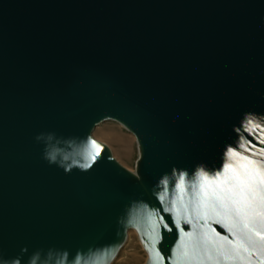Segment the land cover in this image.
Masks as SVG:
<instances>
[{
  "label": "water",
  "instance_id": "obj_1",
  "mask_svg": "<svg viewBox=\"0 0 264 264\" xmlns=\"http://www.w3.org/2000/svg\"><path fill=\"white\" fill-rule=\"evenodd\" d=\"M240 157L264 170V0H0V264H112L130 231L144 264H264L259 205L242 229L202 187Z\"/></svg>",
  "mask_w": 264,
  "mask_h": 264
},
{
  "label": "snow or ice",
  "instance_id": "obj_2",
  "mask_svg": "<svg viewBox=\"0 0 264 264\" xmlns=\"http://www.w3.org/2000/svg\"><path fill=\"white\" fill-rule=\"evenodd\" d=\"M93 147L96 149V155H99V145L93 142ZM228 154L230 156H237L238 153L229 149ZM95 159V155L93 156ZM241 160H247L246 157H240ZM87 167V165H85ZM242 170H237L230 164L224 165V172L218 173L213 180H208L207 176L204 174L202 178L204 180V185H213L212 196L215 199L216 205L219 206L229 219H231L234 226H239L242 229H247L251 231L249 226V213L258 204L262 209L260 215L264 218V170L257 169L255 167V162L247 160L246 164L240 166ZM183 176L181 177V184L178 185L182 188ZM205 196H208V192H205ZM162 223V229H168L169 224ZM220 223V221H217ZM176 227H179V220L175 221ZM229 233L234 231V228L225 226ZM219 236V233H217ZM260 235V238L264 240V235ZM163 239V236H162ZM220 239L228 245H233L234 247H239V241L234 243L233 240H229L227 236H221Z\"/></svg>",
  "mask_w": 264,
  "mask_h": 264
},
{
  "label": "rangeland",
  "instance_id": "obj_3",
  "mask_svg": "<svg viewBox=\"0 0 264 264\" xmlns=\"http://www.w3.org/2000/svg\"><path fill=\"white\" fill-rule=\"evenodd\" d=\"M92 137L106 144L113 157L124 168L134 171L137 147L135 139L130 133L116 123L107 122L97 127L93 131ZM138 242L136 233L130 231L126 243L112 264H144L147 257Z\"/></svg>",
  "mask_w": 264,
  "mask_h": 264
},
{
  "label": "bare ground",
  "instance_id": "obj_4",
  "mask_svg": "<svg viewBox=\"0 0 264 264\" xmlns=\"http://www.w3.org/2000/svg\"><path fill=\"white\" fill-rule=\"evenodd\" d=\"M139 243V242H138Z\"/></svg>",
  "mask_w": 264,
  "mask_h": 264
}]
</instances>
